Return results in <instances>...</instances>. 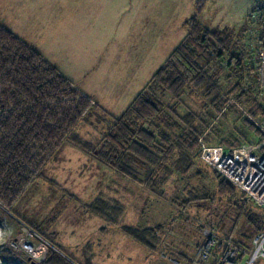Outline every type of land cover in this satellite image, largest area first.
<instances>
[{
  "label": "trees",
  "instance_id": "16d2710c",
  "mask_svg": "<svg viewBox=\"0 0 264 264\" xmlns=\"http://www.w3.org/2000/svg\"><path fill=\"white\" fill-rule=\"evenodd\" d=\"M207 3L195 1L197 15L186 21L185 37L120 116L96 103L106 128L99 141L85 145L101 166L139 183L152 195L165 198L166 185L177 181L182 186L170 200L181 211L191 204L201 207L217 196L228 204H237V194L243 197L241 202L247 198L200 160L204 143L237 150L251 144L249 139L262 141L252 119H264V84H260L264 5L237 29H221L198 19ZM88 99L35 48L0 26V192L3 184L18 180L20 172L25 176L16 182L26 185L31 165H41L44 155L52 156L87 114ZM233 121L237 126L232 128ZM205 177L214 182L213 194L195 182ZM97 202L103 209L92 213L119 226L124 208L111 206L103 197ZM236 207L240 214L242 206ZM244 217L252 234H241L234 242L240 259L250 257L254 237L264 233V212L248 209ZM121 228L150 251H158L163 226ZM199 228L202 234L205 227ZM185 236L189 239L190 230ZM194 244L188 243L189 249ZM70 259L80 264L61 250H50L40 264H72Z\"/></svg>",
  "mask_w": 264,
  "mask_h": 264
},
{
  "label": "rangeland",
  "instance_id": "374dc122",
  "mask_svg": "<svg viewBox=\"0 0 264 264\" xmlns=\"http://www.w3.org/2000/svg\"><path fill=\"white\" fill-rule=\"evenodd\" d=\"M4 1L5 3L0 7V18L2 15L10 19L13 16L21 17L25 11L24 13L28 14L26 16H30L29 22L36 24V26L6 25L9 29L15 28L21 33L24 31L25 33L22 34L25 39L34 38L37 44L39 36L55 33L57 36H62L65 41L62 42L61 49H64L66 44L70 47L71 43L72 51L77 49L82 51V44H87L85 51H94L88 55H93L94 66L99 64L101 67L99 71L102 75V84L99 87L100 83H94L99 87L97 92L105 98L109 93L107 90L103 91L104 85H108L110 81H116L120 89L119 93L129 88L125 91L120 106L108 102L109 98L112 102L118 98L109 97L104 100L106 102L104 108L114 116L121 115L185 37L187 31L184 22L197 15L192 0H151V5L147 7L144 3L143 8L139 10L138 6L142 5L133 1L132 5H127L126 23H122L119 27L113 24L108 31L102 29L105 33L100 34L98 30L92 28V24L82 27L80 23H76L77 19H73L70 7H66V0H61L64 4L62 8L59 4L60 0H17L16 3L9 5L6 4V0ZM30 2L40 4L30 6ZM262 3V0H208L205 10L199 14L198 19L209 28L237 29L248 20L250 14L260 12ZM93 10V14L100 19L109 17L110 6L107 9L94 6ZM100 10H104L107 15H103ZM54 13L56 16L60 15L57 21H49V24L44 26L39 25L37 17ZM33 19L34 22L31 21ZM93 43L94 46L91 47ZM260 84L262 85L261 80ZM71 90L76 91V87H72ZM88 97L91 100L88 99L87 114L82 115L75 130L52 153V156L44 155L46 159L41 165L36 162L31 165L26 176V185L21 187L20 182H16L22 181L26 172H20L18 174L20 178L16 181L11 180L10 185H2L0 224L9 226L10 230L1 245L3 261L7 264H30L31 261L40 264L46 259L48 251L60 253L61 250L80 264H90V262L91 264H134L138 261L139 264H170L159 256L161 244L157 252L150 251L149 260L143 259L140 249L137 253H129L127 249V251H112L111 258L105 260V263L102 262V257L89 261L87 256L90 252L93 253V250H88L91 233L95 234L97 229H121L94 217L92 211L103 209V206L97 202L102 196L109 200L111 206H121L126 209L123 221L126 227L145 229L163 226L164 233L165 231L172 233L170 244L178 250L185 242L190 244L198 242L201 237L199 226L215 229L220 233L222 240L232 238L234 242L240 239L241 234L243 236L252 234L244 214L251 209L260 215L264 212V204H258L248 198L241 202L243 197L237 194L235 197V200H238L237 204H228L225 198L219 199L217 196L213 202L204 203L201 207L191 204L181 211L170 200L179 185L174 179H171L165 187V198H161L142 188H133V181L121 180L95 161L90 153L91 148L85 145L99 141L107 120L101 116L103 113L96 107L95 100ZM90 112L92 116L87 118ZM252 121L258 130L256 135L263 139L259 126L262 120L252 119ZM234 126L237 124L234 123L230 127ZM249 141L251 144L257 143L252 139ZM203 146L213 150V155L236 154L235 151H240V148L230 150L218 144L204 143ZM199 152L200 160L213 168L208 163L203 150ZM20 166L23 167L22 164ZM195 182L204 184L209 194H213L215 187L211 178L205 177L202 181L195 180ZM181 186L179 185V189ZM89 204L92 205L91 208L87 206ZM238 205L242 206V210H238L240 214L237 212ZM187 217L189 220L186 219ZM24 227L35 233L33 240L36 244L39 243L38 236L46 242L44 246H39L45 250L44 258L39 262L11 246L13 241L18 242L21 239ZM189 230L190 236L187 239L185 234ZM193 250L192 247L189 249V245L186 247L189 256H193ZM174 251L167 249L168 254L176 253ZM94 252H98L95 247ZM170 255L175 257L174 254ZM243 261L245 264L246 258ZM71 263L75 264L72 260ZM255 264H264V259Z\"/></svg>",
  "mask_w": 264,
  "mask_h": 264
},
{
  "label": "crops",
  "instance_id": "0c3cea01",
  "mask_svg": "<svg viewBox=\"0 0 264 264\" xmlns=\"http://www.w3.org/2000/svg\"><path fill=\"white\" fill-rule=\"evenodd\" d=\"M16 1L17 0H6V4L7 5H9V3L13 4V3H16ZM133 1H135V4L142 5V6H138V10L143 8L144 3H145V5H147V7H148V5H151V0H66V7H70V12L73 13V19L74 20L77 19L75 21L76 23H80L82 27L92 24V28L94 30H98L99 31L98 33L102 34V33H105L102 31V29L108 31L113 24L114 25L117 24L118 25L117 27H119L122 23H126L127 5L128 4L132 5ZM192 1H193L194 9H195L196 8V5H195L196 0H192ZM4 3H5L4 0H0V7ZM29 4H30V6L31 5L37 6L40 3L35 4V2H30ZM59 4H60L61 8L64 6V4L61 0H60ZM94 6H99V7L105 8V9H107V7L110 6L109 17L107 16L104 19H100V18L96 17L93 14L94 13V10H93ZM47 7H49V6H47ZM118 7H119L118 12H116ZM42 8L43 7H41V9ZM150 8H152V7L150 6ZM100 11L103 13V15H107V13L104 10H100ZM24 12L21 15V17H19V16L14 17L13 16L12 19H10L8 17H3V15H2V17L0 18V26L4 27L6 30L10 31L13 35L17 36L18 38L22 39L23 41H25L26 43L31 45L33 48H35L38 51V53L47 62L52 64L54 67H56L58 69V71L66 79H68L70 82H72L74 85H76L80 91H82L84 94L93 98L95 100V102L102 109H104L106 112H108V110H106L104 108V103H106L104 100L109 98V97H111L112 99L118 98V99L114 100V102H112L109 98L108 99L109 103H113V104L118 105V106L121 105L122 98L125 95V91L129 90V88H126L125 90L121 91V93H119L120 89L118 88V84L116 83V81H110V82H108V85H104L103 91L107 90L109 93V94H106L105 98L100 93L97 92L98 91L97 89L102 84V75L100 73L101 67L99 66V64H96L95 66L93 65L92 62H93L94 57L92 54L88 55V53H91L94 51H90V52L85 51L87 44H82V46H83L82 51L79 49H77L76 51H72V49H71L72 44L71 43H70V45H71L70 47H69V45L66 44L64 49H61V44H62V42H65V41L63 40L62 36H57L55 33H51V34L46 35V36H42V35L39 36L38 43L36 44L34 42V38H30L31 40H27L24 38V34H22V33H25L24 31L21 33L19 30L16 31L15 28L9 29L6 27V25H10V26H12V25H14V26H17V25L36 26V24L33 25L32 23L29 22L28 18L30 19V16H26L28 14L24 13ZM139 13H141V11ZM50 15L46 14L44 16L37 17L36 19L39 22V25L44 26V25L49 24V21H51V22L55 21V20L57 21L59 16H60V15L56 16L55 13L50 14ZM47 16H50V17H47ZM53 16H54V19H53ZM2 18H3V21H1ZM107 18H108V21H106ZM61 19H62V17H61ZM4 20L6 22H4ZM12 20L15 22H13ZM31 21L34 22V19ZM185 23H186V21L184 22L183 25H185ZM123 25H125V24H123ZM93 46H94V43L92 44L91 47H93ZM100 64H101V62H100ZM94 83H98V84L100 83L99 87H96L94 85ZM140 91H139V93H140ZM110 95H112V96H110ZM133 100H134V98H133ZM109 114H111V113H109ZM112 116H114V115H112ZM108 171H110V170H108ZM110 172L113 173L112 171H110ZM113 174L125 182H132L131 180H129L127 178L120 177L119 175H117L115 173H113ZM132 186H133V188H136V189L142 188L145 190V188L143 186H141L140 184H136L134 182L132 183ZM106 198L109 199V197H106ZM125 213H126V209L124 210V215L122 217V220L120 221V225L117 227L121 228V227L127 226L123 223L124 218L126 216ZM94 217L98 218L97 220H102L97 216H94ZM91 234L90 235L92 238H90L88 240V243H89L88 250H91V251L93 250V253L90 252L88 254L87 257H88L89 261H92L96 257H99V258L102 257V259H103L102 262L105 263V260H109L111 258L112 251H120V250L127 251V249L129 251V253H137L138 249H140L141 254L143 255V259L145 258V259L149 260L148 257L150 256V250L147 249V247L143 246L141 243H139V242L135 241L134 239H132L131 237H129L124 232V230L122 228L121 229H109V228L108 229H97L95 234H94V232ZM184 245H188V242L187 243L185 242ZM94 247H95V249L98 250L97 253L94 252ZM143 249H145V250H143ZM134 260L135 261L137 260V256L134 257ZM139 263H140L139 261L134 262V264H139ZM90 264H91V262H90Z\"/></svg>",
  "mask_w": 264,
  "mask_h": 264
},
{
  "label": "built area",
  "instance_id": "2783aa9c",
  "mask_svg": "<svg viewBox=\"0 0 264 264\" xmlns=\"http://www.w3.org/2000/svg\"><path fill=\"white\" fill-rule=\"evenodd\" d=\"M264 5V0H263ZM262 56V66L260 68V80L264 83V53ZM260 129L263 139L259 144H246L240 149V155L225 153L215 154L214 151L203 146L202 150L208 160V163L225 179L234 184L246 197L258 204H264V119L260 122ZM22 228L23 236L18 242L13 241L11 246L19 252L26 253L33 260L38 262L44 258V246L46 242L40 236L34 242L35 233L31 229ZM160 232L161 252L159 256L170 264H244V259H240L238 250L232 238L222 240L215 229L204 228L200 240L192 247L193 256H189L183 244L180 250L170 244L172 233L169 231ZM163 235V236H162ZM254 250L250 257L246 259L245 264H255L264 259V233L256 235L253 239ZM184 255L183 259H177L168 254L167 249Z\"/></svg>",
  "mask_w": 264,
  "mask_h": 264
},
{
  "label": "bare ground",
  "instance_id": "6f19581e",
  "mask_svg": "<svg viewBox=\"0 0 264 264\" xmlns=\"http://www.w3.org/2000/svg\"><path fill=\"white\" fill-rule=\"evenodd\" d=\"M8 231H10L9 226L0 224V264H7L5 261L1 259L2 250H3L1 245L5 242V237L8 236Z\"/></svg>",
  "mask_w": 264,
  "mask_h": 264
},
{
  "label": "water",
  "instance_id": "95a60500",
  "mask_svg": "<svg viewBox=\"0 0 264 264\" xmlns=\"http://www.w3.org/2000/svg\"><path fill=\"white\" fill-rule=\"evenodd\" d=\"M30 264H37L36 262H34V261H31V263Z\"/></svg>",
  "mask_w": 264,
  "mask_h": 264
}]
</instances>
